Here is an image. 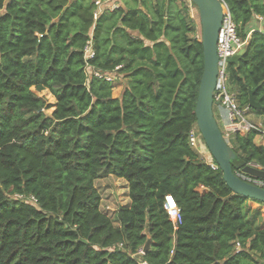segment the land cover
Returning <instances> with one entry per match:
<instances>
[{
    "label": "trees",
    "instance_id": "1",
    "mask_svg": "<svg viewBox=\"0 0 264 264\" xmlns=\"http://www.w3.org/2000/svg\"><path fill=\"white\" fill-rule=\"evenodd\" d=\"M94 1L0 0V264H137L147 239L148 264H262L264 226L248 201L264 203L232 192L189 143L203 47L188 5L120 0L95 17ZM221 1L246 40L228 59L231 89L241 108L251 89L264 106V31L246 29L264 0ZM105 74L126 77L118 97ZM32 87L55 98L50 115ZM256 137L228 139L234 172L264 169ZM104 175L127 182L112 219L94 183Z\"/></svg>",
    "mask_w": 264,
    "mask_h": 264
},
{
    "label": "water",
    "instance_id": "2",
    "mask_svg": "<svg viewBox=\"0 0 264 264\" xmlns=\"http://www.w3.org/2000/svg\"><path fill=\"white\" fill-rule=\"evenodd\" d=\"M190 1L196 6L198 11L203 47V72L195 103L196 126L212 159L221 170L223 179L229 189L236 194L264 203V188L241 180L233 171L230 161L236 157L235 152L222 135L221 129L214 117L213 105H218V102L213 101V91L217 77L218 58L216 47L222 21V1ZM240 51L236 54L240 53ZM254 91L255 89L249 91L248 105L252 109H263L264 106L255 100L253 96ZM242 171L264 179L263 168L246 164L242 167ZM150 241V239H147L144 244L143 253L148 250Z\"/></svg>",
    "mask_w": 264,
    "mask_h": 264
},
{
    "label": "built area",
    "instance_id": "3",
    "mask_svg": "<svg viewBox=\"0 0 264 264\" xmlns=\"http://www.w3.org/2000/svg\"><path fill=\"white\" fill-rule=\"evenodd\" d=\"M109 1L110 0H96L95 5L97 7V10L103 7H108L110 9L117 7L116 5L109 4ZM97 10L95 12V17L98 16ZM255 16L256 18L262 20L261 16ZM245 43L246 40H243L239 35L237 24L235 23L227 5L222 1V21L218 32L216 47L218 61L217 77L213 91V101L218 102V105L222 106L226 110V123L222 125V129L224 130V132L221 130V132L224 133V135L223 133L222 135L224 136L226 141H228L233 133L244 135L251 131H258L261 139L264 138V126L262 124L260 125L259 123H255L254 121L248 119L246 116L247 112H249L251 109L250 106L247 105L246 107L241 108L239 106L234 90H230L228 87V59L236 52L241 50ZM93 55L94 50L92 46V39L90 37L86 41V44L84 46V58L86 62H88L89 59L93 57ZM91 68L92 67L89 65V63H87L88 72H90ZM94 75L101 77L102 73L94 71ZM105 79L107 81H112L114 78L109 74H105ZM188 139L192 147L198 146L201 135L196 125L190 130ZM210 166L212 168H216V165L214 163H211ZM235 173L241 180L264 188L263 178L245 173L242 171V169L235 171ZM15 196L23 198L22 195L16 194ZM29 198L35 201V198L33 196H29ZM164 209L166 210L168 217L173 225L176 226V223L180 222L181 220V214L180 209L176 205L171 195L165 196ZM140 254H142V248L138 249L137 252L133 254V256L136 258L137 264H148L145 260L139 258ZM262 264H264V262Z\"/></svg>",
    "mask_w": 264,
    "mask_h": 264
},
{
    "label": "rangeland",
    "instance_id": "4",
    "mask_svg": "<svg viewBox=\"0 0 264 264\" xmlns=\"http://www.w3.org/2000/svg\"><path fill=\"white\" fill-rule=\"evenodd\" d=\"M183 1L188 5V9H189L188 13L190 17L192 18V20L196 23V34L195 35L200 40L201 39V25H200L197 8L192 7L190 0H183ZM117 3H118L117 0L109 1V4L116 5ZM103 9L104 7L97 10L98 11L97 13L99 14ZM246 29L247 31L256 30V29L260 31H264V19L261 20V19L256 18V16L253 17L249 25L246 27ZM109 82L112 84V91H111L112 96L118 97L121 94L123 85L126 82V77L124 78V76L120 75L118 78L113 79L112 81H109ZM231 85L232 84L229 81L228 87L230 90H231L230 88ZM31 89L38 96L44 97L47 100V103L51 105L48 108L44 109V112L47 115H50L54 108V103H55V98L53 97V95L47 89H44L41 91H37L33 87ZM213 111L215 113V117L217 118L216 105H213ZM246 116L248 119L254 121L255 123H259L260 125L262 124L264 126V117L262 115L256 114L250 109V111L247 112ZM217 123L219 127L221 128V130L224 132V130L222 129V124L219 121H217ZM256 138L259 139L258 137ZM256 142H260L264 144V138L259 139V141L256 140ZM193 148L197 152L198 156L202 158L205 162H207L209 165L211 163H214L208 149L206 148V146H204L201 139H200L198 146L193 147ZM251 165L260 168V166H258L257 164H251ZM94 183L100 194V205H99L100 210L103 211L106 215H108L111 219L114 215V212L117 210L119 206L129 204L127 182L124 179L118 178L114 175H104L96 179ZM248 205L251 209H258L260 211L261 224L262 226H264V205H260L257 202L250 201V200L248 201ZM114 224H117V222L114 221ZM142 254H143V250H142ZM139 258L141 259V254Z\"/></svg>",
    "mask_w": 264,
    "mask_h": 264
},
{
    "label": "crops",
    "instance_id": "5",
    "mask_svg": "<svg viewBox=\"0 0 264 264\" xmlns=\"http://www.w3.org/2000/svg\"><path fill=\"white\" fill-rule=\"evenodd\" d=\"M95 1H94V3H95ZM102 1H106V0H102ZM117 2H118L116 4L117 6L122 5L120 0H117ZM231 87H232V85L230 86V88ZM216 116H217V118L215 117V113H214V117H215L216 121H219L222 125L224 123H226V110L220 105H216Z\"/></svg>",
    "mask_w": 264,
    "mask_h": 264
}]
</instances>
